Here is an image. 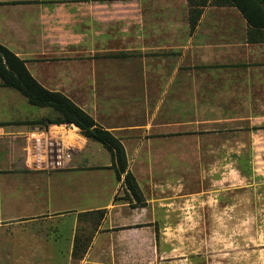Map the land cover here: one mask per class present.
Masks as SVG:
<instances>
[{"label":"crops","instance_id":"crops-1","mask_svg":"<svg viewBox=\"0 0 264 264\" xmlns=\"http://www.w3.org/2000/svg\"><path fill=\"white\" fill-rule=\"evenodd\" d=\"M199 8L192 28L189 0H0V45L44 88L68 97L124 145L146 198L138 214L158 215L153 196L172 189L174 154H182L179 174L188 171V149L173 131L176 116L181 125L224 127L205 128L213 134L237 133L241 121L256 130L254 122L264 121V42H249L236 8L211 2ZM26 101L0 86V229L29 217L57 218L64 198L94 196L96 187L101 196L107 183L108 203L76 214L108 210L109 221L124 182L110 170V154L85 138L68 172L28 171L25 136L56 114L32 112ZM13 245L0 241L2 262L15 259Z\"/></svg>","mask_w":264,"mask_h":264},{"label":"rangeland","instance_id":"rangeland-1","mask_svg":"<svg viewBox=\"0 0 264 264\" xmlns=\"http://www.w3.org/2000/svg\"><path fill=\"white\" fill-rule=\"evenodd\" d=\"M26 108L40 112L27 101ZM174 121L173 131L188 149L183 162L189 168L180 175L176 168L182 154H174L175 168L168 174L172 189L153 196L158 215L138 214L121 187L113 217L106 222V210L101 223L105 230L91 232L93 225L84 222L89 217L75 223L76 212L108 203L107 183L101 196L96 187L94 196L64 198L57 218L29 217L0 229V241L15 247V259H0V264H264V130H257L264 121L254 122L256 130H251L253 122L241 121L242 130L223 134L205 132L223 126L181 125L177 116ZM172 141L179 146L178 136ZM96 160L104 163L102 155ZM163 181L159 186L165 187ZM78 228L92 242L83 259L74 261Z\"/></svg>","mask_w":264,"mask_h":264},{"label":"trees","instance_id":"trees-1","mask_svg":"<svg viewBox=\"0 0 264 264\" xmlns=\"http://www.w3.org/2000/svg\"><path fill=\"white\" fill-rule=\"evenodd\" d=\"M209 2L220 8H236L247 21L249 42H264V0H189L192 7L190 18L192 28L198 23L201 14L199 7H204ZM0 81L1 87L18 92L27 100L29 105L39 109L52 110L56 117L48 119V123L73 124L82 131L86 139L102 145L112 158L110 170L114 171L116 179L120 182L124 177L125 201H128L134 209L147 206L139 184L129 170L128 158L122 142L100 127L89 114L74 104L68 97L62 93L44 88L30 74L26 63L2 45H0ZM106 213V210L81 213L78 215L77 223H82L86 217H89L91 219L84 222L93 225V231L91 230V232H98L101 223L105 220ZM141 227L144 226H136V228ZM155 228L156 233H158L156 225ZM83 233L85 234L79 228L76 230L71 255L74 261L83 259L92 242L91 237H81Z\"/></svg>","mask_w":264,"mask_h":264},{"label":"built area","instance_id":"built-area-1","mask_svg":"<svg viewBox=\"0 0 264 264\" xmlns=\"http://www.w3.org/2000/svg\"><path fill=\"white\" fill-rule=\"evenodd\" d=\"M84 147L85 137L77 126L47 123L26 134L24 166L28 171L38 173L68 171L75 153Z\"/></svg>","mask_w":264,"mask_h":264}]
</instances>
